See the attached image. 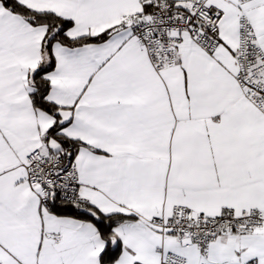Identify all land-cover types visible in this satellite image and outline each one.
<instances>
[{
    "label": "crops",
    "instance_id": "0c3cea01",
    "mask_svg": "<svg viewBox=\"0 0 264 264\" xmlns=\"http://www.w3.org/2000/svg\"><path fill=\"white\" fill-rule=\"evenodd\" d=\"M16 1L71 20V38L104 37L53 42L46 77L59 133L75 142L80 196L97 212L128 217L114 229V264H161L169 253L188 264H264V110L235 77L242 15L264 52V0H208L220 15L217 47L208 52L190 32H173L181 37L176 65L159 71L133 32L152 14L143 0ZM49 36L48 25L0 0V264H102L97 226L42 206V187L27 181L30 151L62 148L49 136L54 116L32 99ZM177 206L208 217L258 210L263 221L251 233L224 229L202 252L151 224L170 220Z\"/></svg>",
    "mask_w": 264,
    "mask_h": 264
},
{
    "label": "built area",
    "instance_id": "2783aa9c",
    "mask_svg": "<svg viewBox=\"0 0 264 264\" xmlns=\"http://www.w3.org/2000/svg\"><path fill=\"white\" fill-rule=\"evenodd\" d=\"M239 1L243 4L251 0ZM143 2L152 8V14L149 19L135 23L133 32L156 70L176 65L181 37L173 32H190L195 42L208 52L217 47L220 15L207 7L208 0H187V9L178 8L165 0ZM197 22L202 25L199 26ZM239 25L238 70L235 77L250 102L264 110V52L257 44L253 27L245 15L241 16ZM24 166L29 184L42 187V206L50 207L57 201L75 209H83L89 204L79 194L72 147L47 152L35 149L26 156ZM262 221L263 215L258 210L237 214L226 209L217 217H208L203 214L193 216L188 208L177 206L170 220L154 219L151 224L159 227L162 234L173 235L181 241L190 240L205 252L224 229L235 233H251ZM161 264H188V261L183 256L169 253ZM200 264L218 263L207 261Z\"/></svg>",
    "mask_w": 264,
    "mask_h": 264
},
{
    "label": "trees",
    "instance_id": "16d2710c",
    "mask_svg": "<svg viewBox=\"0 0 264 264\" xmlns=\"http://www.w3.org/2000/svg\"><path fill=\"white\" fill-rule=\"evenodd\" d=\"M2 1L6 7L26 17L31 24L48 25L50 28V36L43 45V49L49 54V61L35 70L32 75L34 87L32 99L35 107L50 113L55 118V123L50 129L49 136L57 141L62 148L70 146L74 149L75 142L59 133L63 127V125L59 123L60 107L47 99L50 82L46 75L55 67V61L52 55V45L53 42L58 41L67 46H78L91 42H98L104 39V37L99 39L94 37L71 38L68 35V30L73 25L71 20L64 19L52 12L33 11L16 0ZM50 209L59 214L71 215L76 218L93 222L99 229L102 238L106 241V248L101 255V263H115L121 252V243L118 239H114V229L121 222H124L128 218L127 216L122 214L104 215L94 210L91 204H88L83 209H75L67 203L56 201L51 204Z\"/></svg>",
    "mask_w": 264,
    "mask_h": 264
},
{
    "label": "water",
    "instance_id": "95a60500",
    "mask_svg": "<svg viewBox=\"0 0 264 264\" xmlns=\"http://www.w3.org/2000/svg\"><path fill=\"white\" fill-rule=\"evenodd\" d=\"M197 24L199 25V26H201L202 24H201V22H197Z\"/></svg>",
    "mask_w": 264,
    "mask_h": 264
}]
</instances>
